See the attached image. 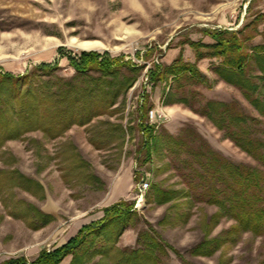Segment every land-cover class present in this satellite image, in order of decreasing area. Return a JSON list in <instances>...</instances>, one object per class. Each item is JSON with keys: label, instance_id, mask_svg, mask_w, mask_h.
I'll use <instances>...</instances> for the list:
<instances>
[{"label": "rangeland", "instance_id": "rangeland-1", "mask_svg": "<svg viewBox=\"0 0 264 264\" xmlns=\"http://www.w3.org/2000/svg\"><path fill=\"white\" fill-rule=\"evenodd\" d=\"M251 1L0 0V75H23L27 77L24 83L33 81L40 88L49 83L48 88L56 90L53 82L58 78L76 76L64 56L96 52L121 62L114 74L89 73L87 84L84 76L73 82L87 87L93 85V78L112 81L117 94L109 114L94 117L83 126L71 125L56 138L38 129L0 147V263L23 257L30 264L42 251L68 243L79 232L71 237L73 222L101 214L120 202L133 203L143 180L149 181V190L153 185L185 189L182 165L169 150L167 135L177 137L191 128L228 160L256 165L207 118L192 110L207 101H237L255 115L241 91L214 73L212 64L217 62H196L195 51L188 45V41L211 45L213 40L206 32L237 31L264 14V0H254L249 10ZM259 30L264 35V18ZM82 42L94 47L79 49L77 44ZM261 42L259 36L246 44L252 47ZM180 54L184 62L196 63L212 88L187 78L151 82L149 74L155 66H169ZM144 76L150 81V92L141 104L137 96ZM23 85L24 92L28 84ZM183 100L188 103L179 102ZM159 107L167 110L169 120L154 127L152 159L147 162L145 136L139 127L145 119L141 116ZM152 197L151 190L144 205H133L136 216L120 237L118 248H136L138 234L152 229L153 235L179 253L178 257L170 252L164 258L167 264L263 261L264 239L250 233L240 234L236 241L224 240L211 257L192 255L205 236L225 239L233 220H213L217 207L190 198L177 197L158 205ZM36 211L51 220L44 224ZM98 247L93 246L89 253ZM100 259L94 256L93 262ZM69 260L71 257L66 258L67 263Z\"/></svg>", "mask_w": 264, "mask_h": 264}, {"label": "trees", "instance_id": "trees-1", "mask_svg": "<svg viewBox=\"0 0 264 264\" xmlns=\"http://www.w3.org/2000/svg\"><path fill=\"white\" fill-rule=\"evenodd\" d=\"M263 18L264 14L257 15L237 31L224 29L206 32L213 40L211 45L188 41L195 51L196 62L215 60L217 63L212 64L214 73L226 84L239 89L255 113L245 111L237 101H207L198 109L192 108L251 157L256 162L255 166L228 160L191 128L183 130L177 137L167 135L169 150L175 153L182 165L186 188L182 191L165 190L153 185L148 190H152L153 199L150 200L165 205L177 197L190 198L217 207L218 212L213 215V220L227 217L234 222L225 239L223 236L214 239L205 236L204 241L192 250L195 256L211 257L224 240L236 241L243 233L264 239V35L259 30ZM259 36L262 37L260 44L252 47L246 44ZM202 48L207 51L201 52ZM64 57L76 76L58 78L53 82L56 90L48 88L49 83L41 88L33 81L24 83L27 77L23 75H0V147L9 140L20 139L38 129L56 138L71 125L83 126L94 117L110 113L117 94L112 81L99 82V78H93V85L87 87L75 86L73 82L89 73L103 76L114 74L121 62L111 59L108 54L86 51ZM149 75L151 82L187 78L212 88V82L196 63L184 62L182 54L169 66H155ZM83 80L84 84L88 81L86 77ZM22 83L23 86L28 84L24 92L20 88ZM179 102L188 103L185 100ZM145 113L141 116L144 119ZM139 127L145 136V161L149 162L152 159L154 127L145 123ZM133 205L134 202H120L105 208L99 221L83 226L68 243L42 251L30 264H61L68 257H71L70 264H167L164 258H169L170 252L179 257L172 246L152 234V229L138 234L136 248L117 247L120 237L130 227L133 216H136L132 212ZM36 213L41 220H45L44 224L51 220L50 216L39 211ZM95 245H99L98 249L89 253ZM94 256L101 259L93 262ZM0 264L28 263L20 257ZM261 264H264V259Z\"/></svg>", "mask_w": 264, "mask_h": 264}, {"label": "built area", "instance_id": "built-area-1", "mask_svg": "<svg viewBox=\"0 0 264 264\" xmlns=\"http://www.w3.org/2000/svg\"><path fill=\"white\" fill-rule=\"evenodd\" d=\"M145 77V76H144ZM149 84L150 81H148V78L145 77L142 80V85L140 87L139 94L137 96V99L142 104L147 95L149 94ZM169 120V114L166 109L159 107L157 108H151L148 109L145 113V124L152 127H160L164 125ZM149 181L143 180L139 186H138V194L135 197L134 200V206L135 208L141 207L146 203V193L149 190Z\"/></svg>", "mask_w": 264, "mask_h": 264}, {"label": "crops", "instance_id": "crops-1", "mask_svg": "<svg viewBox=\"0 0 264 264\" xmlns=\"http://www.w3.org/2000/svg\"><path fill=\"white\" fill-rule=\"evenodd\" d=\"M124 193H126V192H124ZM102 217H103V213L98 214V215H95V216L94 215H91V216H89L87 218H83L81 220H77V221L73 222V224L71 225V230H72L71 231V234H72L71 237L75 236L77 234V232L83 226H85L87 224H90L92 222H96V221L100 220ZM58 246H60V245H58ZM58 246H56V247H58ZM69 262H70V260L68 261V263ZM68 263L66 262V259H65L61 264H68Z\"/></svg>", "mask_w": 264, "mask_h": 264}, {"label": "bare ground", "instance_id": "bare-ground-1", "mask_svg": "<svg viewBox=\"0 0 264 264\" xmlns=\"http://www.w3.org/2000/svg\"><path fill=\"white\" fill-rule=\"evenodd\" d=\"M79 49L83 50H91L94 47V44L82 42L81 44H77Z\"/></svg>", "mask_w": 264, "mask_h": 264}]
</instances>
